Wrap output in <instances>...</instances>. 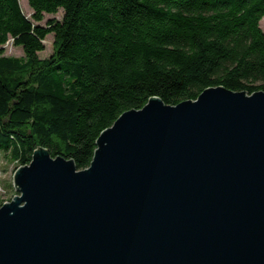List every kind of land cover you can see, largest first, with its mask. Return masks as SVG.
<instances>
[{"label":"water","instance_id":"1","mask_svg":"<svg viewBox=\"0 0 264 264\" xmlns=\"http://www.w3.org/2000/svg\"><path fill=\"white\" fill-rule=\"evenodd\" d=\"M0 208V264H264V92L152 98L88 169L37 149Z\"/></svg>","mask_w":264,"mask_h":264},{"label":"trees","instance_id":"2","mask_svg":"<svg viewBox=\"0 0 264 264\" xmlns=\"http://www.w3.org/2000/svg\"><path fill=\"white\" fill-rule=\"evenodd\" d=\"M0 0V155L43 148L90 167L97 141L152 98L264 92V0ZM62 21L37 25L44 16ZM54 35V53L40 59ZM13 40L23 58L5 56Z\"/></svg>","mask_w":264,"mask_h":264},{"label":"rangeland","instance_id":"3","mask_svg":"<svg viewBox=\"0 0 264 264\" xmlns=\"http://www.w3.org/2000/svg\"><path fill=\"white\" fill-rule=\"evenodd\" d=\"M20 5L25 16L32 20L33 11L30 9L27 0H20ZM63 11H60L58 15H48L44 16V21L38 23L37 25L42 27H47L49 21L57 20L62 21ZM261 29L264 32V20L261 22ZM54 35H49L45 42V51L39 54L40 59H49L54 53ZM5 56L23 58L24 52L22 47H15L13 40H10L7 45L4 47ZM20 169V166L17 162H14L10 159L9 155L1 154L0 155V208L11 202L18 192L14 187V175Z\"/></svg>","mask_w":264,"mask_h":264}]
</instances>
